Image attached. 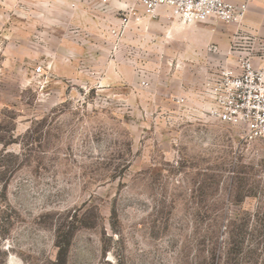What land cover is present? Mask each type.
<instances>
[{
  "label": "rangeland",
  "instance_id": "rangeland-1",
  "mask_svg": "<svg viewBox=\"0 0 264 264\" xmlns=\"http://www.w3.org/2000/svg\"><path fill=\"white\" fill-rule=\"evenodd\" d=\"M126 4L0 0V264H264V135L204 111L223 52ZM207 22L264 60L261 22Z\"/></svg>",
  "mask_w": 264,
  "mask_h": 264
},
{
  "label": "built area",
  "instance_id": "built-area-1",
  "mask_svg": "<svg viewBox=\"0 0 264 264\" xmlns=\"http://www.w3.org/2000/svg\"><path fill=\"white\" fill-rule=\"evenodd\" d=\"M110 4L119 0H90ZM126 14L122 23L127 24L130 15L141 7L149 17H157L160 8L182 24L207 22L210 20L226 23H239L248 9V1L233 4L228 0H126ZM76 7V2H70ZM139 19V17H137ZM212 51L218 47L211 46ZM238 71L223 69L216 78L204 81L205 97H211L213 104L207 105L205 114L235 125H241L245 135L257 138L264 135V64L256 65L252 56L242 55L238 62ZM37 72L42 67L36 68Z\"/></svg>",
  "mask_w": 264,
  "mask_h": 264
},
{
  "label": "crops",
  "instance_id": "crops-1",
  "mask_svg": "<svg viewBox=\"0 0 264 264\" xmlns=\"http://www.w3.org/2000/svg\"><path fill=\"white\" fill-rule=\"evenodd\" d=\"M233 4H241L248 1V9L242 21L247 22H258L264 25V0H228ZM158 19L157 21L162 22L165 26L174 30L171 36L175 39L174 45L182 46L185 53L197 54L200 50L215 43L218 44L221 52H223V69L231 68L232 54L229 51L231 47V36L232 31L230 28L224 26L222 29L220 26L209 24V28H205L204 22H197L192 24H182L176 20L169 13H161L157 17H150ZM241 21V22H242ZM209 23V22H206ZM201 28H205L204 30ZM262 36H264V26L262 27ZM222 30V31H221ZM167 43H169L167 41ZM171 44V43H170ZM172 45V44H171ZM199 50V51H198ZM255 61V60H254ZM253 61V62H254ZM259 64H264V60L256 61ZM255 63V62H254Z\"/></svg>",
  "mask_w": 264,
  "mask_h": 264
}]
</instances>
